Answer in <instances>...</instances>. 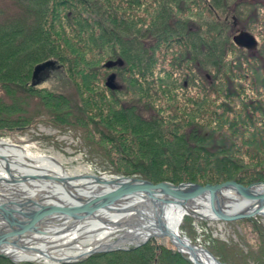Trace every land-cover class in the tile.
I'll list each match as a JSON object with an SVG mask.
<instances>
[{
  "label": "trees",
  "instance_id": "16d2710c",
  "mask_svg": "<svg viewBox=\"0 0 264 264\" xmlns=\"http://www.w3.org/2000/svg\"><path fill=\"white\" fill-rule=\"evenodd\" d=\"M240 30L255 48L233 42ZM53 69L71 92L38 86ZM111 73L117 89L105 85ZM39 121L87 133L84 146L113 174L264 182V0H0V136ZM235 222H252L258 246L214 239L208 249L264 264V226ZM59 264L194 263L152 242Z\"/></svg>",
  "mask_w": 264,
  "mask_h": 264
},
{
  "label": "bare ground",
  "instance_id": "6f19581e",
  "mask_svg": "<svg viewBox=\"0 0 264 264\" xmlns=\"http://www.w3.org/2000/svg\"><path fill=\"white\" fill-rule=\"evenodd\" d=\"M85 172L90 171L66 170L58 154L37 153L32 151L29 145L15 144L0 138V209L8 216L0 219V234L16 230L12 226L19 228L28 213L34 211L38 205L75 206L93 194L114 187L96 186L94 178ZM261 189H264V186L252 188L254 192ZM126 197L109 209H99L94 213L95 216L82 221L69 220V217L62 215H51L46 219L49 222L46 221L41 226L21 234V237L13 236L20 237L17 246L4 244L0 249L16 259L48 262L51 259L73 258L94 248L132 245L145 238L150 239L152 235L157 237V234L164 237L170 234L173 236V242L177 243V236L183 239L185 236L181 231V221L186 215L184 210L197 214L198 218L211 219L212 215L207 198L197 197L182 204L160 206L154 205L145 193ZM156 198H166V195L156 194ZM166 199L170 202V199ZM214 203L225 211H235L242 206L251 209L257 204L254 200L244 199L237 190L229 188L217 191ZM116 207L125 209L115 212ZM262 210L264 211V206ZM118 222L124 223L117 226ZM164 230L168 233H164ZM185 241L194 245L187 236ZM197 252L198 256L192 257L197 258L198 262L216 264L210 262V258L199 248Z\"/></svg>",
  "mask_w": 264,
  "mask_h": 264
},
{
  "label": "water",
  "instance_id": "95a60500",
  "mask_svg": "<svg viewBox=\"0 0 264 264\" xmlns=\"http://www.w3.org/2000/svg\"><path fill=\"white\" fill-rule=\"evenodd\" d=\"M233 42L238 45L242 46L247 49L255 48L257 45L256 38L254 35L249 33L245 30H240L232 37ZM54 63L52 61H46L44 63L38 64L34 67L33 70V78L37 77V74L45 69L46 67L52 66ZM121 65L122 61L116 60V61H107L105 62V67L111 68L115 65ZM105 85L110 89H117V84L115 83V74L111 73L107 76ZM88 176H90L93 179V182L96 186H102V185H111L114 186L112 189L105 190L104 192L93 194L92 196L83 199L80 201V204H75V206L70 205H46L41 206L38 205V207L35 208L34 211H31L28 213V216L26 217L25 222L19 224V228L16 226H12V228H15L16 230L11 231L9 233L0 234V248L4 244H13L14 246H17L18 240H20L21 234H24L25 232L33 230L36 226H41L42 223L44 224L47 218H49L51 215H62L69 217V220L73 221H82L90 216H95V212L99 209H109L114 203H117V201H121L124 199V197H128L131 195H140V193L147 194L148 197L151 198V202H153L154 205H170V204H182L188 201H191L197 197L201 198H207L209 199V203L211 206V219L220 220V221H235L243 218H249L252 216H261L264 218V211L262 210L264 206V189H261L260 191L254 192L252 188L258 186H264V182L262 183H252L248 186H244L241 183H238L237 181L231 179L222 181L219 183H205V184H199V183H193V182H180L178 184H174L170 181L162 180L157 183H153L150 180L141 178L139 176H127V175H114V174H98L93 172H85ZM57 178V177H53ZM234 189L240 192L241 196L244 197L246 200H254L257 202L256 206L247 209L246 207L242 206L241 208H238L235 211H225L223 207H217L214 203V196H216L217 191L224 190V189ZM165 194L166 198L170 199V202L167 201L166 198H156V194ZM126 197V198H127ZM241 201V199H238ZM37 206V205H36ZM125 209L124 207H116L115 212H120ZM0 219L2 218H8L6 213L0 209ZM184 213L193 215L198 218L197 214H193L190 211L187 212L184 210ZM202 219H204L202 217ZM206 219V218H205ZM49 222V221H48ZM124 222H118L117 226L122 225ZM160 227L162 226L161 223ZM69 225V224H68ZM18 228V229H17ZM164 233H168L166 230H164ZM19 235L20 237H13ZM164 235V234H162ZM166 236L170 242L177 248L178 251L181 253H184L187 255V258L191 260L194 264H203L201 262L197 261V258L192 256H198V248L203 251L204 254H206L210 259V262H215L216 264H226L224 262H221L210 250L204 247H198L196 245H191L189 242L185 241L184 239L180 238L179 236L176 237V242H173V236L170 234H167ZM157 237H164L157 234ZM16 239V240H12ZM188 238V237H187ZM150 239L155 243L156 242V236L152 235ZM145 240H141L137 243H133L132 245H114L109 247H99L91 249L85 253H80L77 256L73 258H60V259H51V264H59V263H65V262H75L77 260H80L81 258H86L91 254L97 253V252H110L114 250H129L131 247H138L142 243H144ZM183 244H181V243ZM182 245L183 248H186L183 250V248L180 247ZM0 257H4L7 259L12 260L13 262H24L28 261L22 260V259H16L12 258L10 255L5 254L0 249ZM50 264V263H48Z\"/></svg>",
  "mask_w": 264,
  "mask_h": 264
},
{
  "label": "rangeland",
  "instance_id": "374dc122",
  "mask_svg": "<svg viewBox=\"0 0 264 264\" xmlns=\"http://www.w3.org/2000/svg\"><path fill=\"white\" fill-rule=\"evenodd\" d=\"M239 26H242V24L239 23ZM255 34L258 38H260L257 32ZM57 75H59L57 70H51L47 77L37 81L38 86H45L68 93L71 92L72 87L70 86V83L66 80L59 81V79L56 77ZM86 135L87 133L85 134L81 133V131H75L70 127L62 125L51 126L44 121H39L33 124H29L22 129L7 131L5 132V134L1 135L0 138L10 140L15 144L29 145L30 147H32V151L37 153L53 152L55 154H58L61 156L63 166L66 170L80 169L83 171V169H89V171L93 173L113 174L107 171L108 169L105 164L101 163L102 157L99 154H92L90 151H88V146H84V142L82 139L88 138V135L87 137ZM186 215L187 216L185 217V219L183 218V220L181 221V231L183 235L187 236L191 240L192 244L196 246L208 249V245L212 244L211 240L214 239L223 240L230 246H239V248L244 252H247L250 246H252L253 248H256L258 246L259 237L257 235V232L253 230L252 222L236 223L235 221H220L205 218L202 219L194 217L193 215ZM252 217H254L258 223L264 226L263 217L258 215ZM152 242L153 241L151 239H148L140 246L135 248L148 247V245H150ZM155 244H157L158 247L161 246L166 249H172L173 252H180L167 237H156ZM181 254L185 255L187 258L186 254ZM28 261H36L43 264H51L52 262V260L48 262L44 260ZM248 262H250V264H254V259H248ZM232 264L236 263L234 262Z\"/></svg>",
  "mask_w": 264,
  "mask_h": 264
}]
</instances>
